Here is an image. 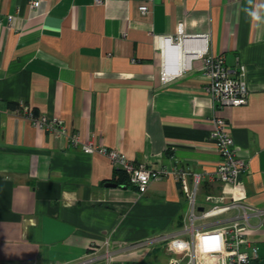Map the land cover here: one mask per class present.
<instances>
[{
  "label": "crops",
  "instance_id": "obj_1",
  "mask_svg": "<svg viewBox=\"0 0 264 264\" xmlns=\"http://www.w3.org/2000/svg\"><path fill=\"white\" fill-rule=\"evenodd\" d=\"M30 1L0 0V264H169L162 243L120 248L153 235L190 238L189 204L171 172L144 193L119 185L105 156L32 125L9 102L57 116L80 143L188 169L191 185L198 177L197 211L207 194L229 193L213 172L211 118L221 116L247 162L244 198L264 207V0ZM180 22L186 34H207L197 42L228 69L245 66L246 104L215 106L201 60L187 51V64L160 79L156 36L176 34ZM248 239L261 242L264 224ZM105 240L110 260L101 257ZM91 252L96 260L82 263Z\"/></svg>",
  "mask_w": 264,
  "mask_h": 264
},
{
  "label": "built area",
  "instance_id": "obj_2",
  "mask_svg": "<svg viewBox=\"0 0 264 264\" xmlns=\"http://www.w3.org/2000/svg\"><path fill=\"white\" fill-rule=\"evenodd\" d=\"M32 7L39 5V0H31ZM143 14L147 5L138 6ZM12 15L8 16V20ZM183 24L178 23L174 35L156 36V49L160 56V79L168 81L174 74L186 65V54L180 53L179 48L184 39L188 41L187 55L192 59H200L207 78L203 90L215 106L234 107L247 103L248 88L245 80V66L239 64L236 70L228 69L223 55L210 54L206 45L197 40H206L207 34H186ZM158 41H164L165 47L159 46ZM199 44H194V42ZM16 111H22L23 116L34 126L62 133L67 137L68 145L80 146L87 153H99L105 156L114 167L120 168L127 176L128 183L140 193H144L149 182L161 175L171 172L185 193L189 214L183 231L190 238H182L177 234L153 235L143 240L127 243L121 250L148 248L162 243L171 254L169 264H249L257 256V247L250 242L248 234L259 229L264 224V207L250 204L244 198V184L240 174L246 170L247 162L236 154L233 140L225 118L215 115L211 118L210 135L220 160L214 169L215 178L230 187L229 193L207 194L205 199L208 206L200 211L196 209V193L198 177L193 184L188 182L190 171L186 168H173L168 171L164 167H154L148 162H135L114 148H108L93 141L80 143L76 132H69L62 121L54 116L47 118L44 114H35L29 105L19 102ZM102 258L110 260L113 251L109 250L107 240ZM94 244L90 249L94 251ZM96 253L86 256L82 263L96 260Z\"/></svg>",
  "mask_w": 264,
  "mask_h": 264
},
{
  "label": "trees",
  "instance_id": "obj_3",
  "mask_svg": "<svg viewBox=\"0 0 264 264\" xmlns=\"http://www.w3.org/2000/svg\"><path fill=\"white\" fill-rule=\"evenodd\" d=\"M8 105H9L10 108H17L18 103H16V102H9ZM116 171H118L120 173V178L118 180L119 182L117 184H119V185H123V184H126V183L129 184L128 181H127V176L123 172V170H121L120 168H116Z\"/></svg>",
  "mask_w": 264,
  "mask_h": 264
},
{
  "label": "bare ground",
  "instance_id": "obj_4",
  "mask_svg": "<svg viewBox=\"0 0 264 264\" xmlns=\"http://www.w3.org/2000/svg\"><path fill=\"white\" fill-rule=\"evenodd\" d=\"M157 44L159 45V46H163V47H165V42L164 41H158L157 42ZM187 44H188V42H187ZM182 45H183V47H182ZM181 46H180V48H179V52L180 53H183V52H186L187 50H189L188 49V45H184V44H182ZM159 55V54H158ZM186 64H187V62H186Z\"/></svg>",
  "mask_w": 264,
  "mask_h": 264
},
{
  "label": "water",
  "instance_id": "obj_5",
  "mask_svg": "<svg viewBox=\"0 0 264 264\" xmlns=\"http://www.w3.org/2000/svg\"><path fill=\"white\" fill-rule=\"evenodd\" d=\"M108 186H114V183H107ZM257 257V256H256ZM255 257V258H256ZM255 258L250 260V264H264V257H259V260H255Z\"/></svg>",
  "mask_w": 264,
  "mask_h": 264
},
{
  "label": "rangeland",
  "instance_id": "obj_6",
  "mask_svg": "<svg viewBox=\"0 0 264 264\" xmlns=\"http://www.w3.org/2000/svg\"><path fill=\"white\" fill-rule=\"evenodd\" d=\"M258 249V253H263L264 252V242H256L255 243Z\"/></svg>",
  "mask_w": 264,
  "mask_h": 264
},
{
  "label": "flooded vegetation",
  "instance_id": "obj_7",
  "mask_svg": "<svg viewBox=\"0 0 264 264\" xmlns=\"http://www.w3.org/2000/svg\"><path fill=\"white\" fill-rule=\"evenodd\" d=\"M261 242H264V239ZM259 257H264V252L263 253H258V250H257V257L255 258V260L258 261L259 260Z\"/></svg>",
  "mask_w": 264,
  "mask_h": 264
}]
</instances>
